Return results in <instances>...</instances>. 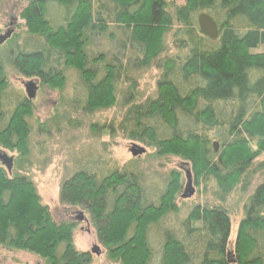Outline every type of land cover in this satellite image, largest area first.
<instances>
[{
  "label": "trees",
  "instance_id": "16d2710c",
  "mask_svg": "<svg viewBox=\"0 0 264 264\" xmlns=\"http://www.w3.org/2000/svg\"><path fill=\"white\" fill-rule=\"evenodd\" d=\"M102 1L95 10L93 0H28L21 12L27 35L11 51L9 64L52 86L65 78L64 63L80 73L87 108L116 102L118 71L111 64L95 68L89 35L117 27L139 55L137 63L148 64L162 52L174 18L167 0ZM181 1L175 9L179 52L161 63L157 99L128 112L135 121L131 136L156 145L159 154L190 161L196 180L213 176L223 200L264 151V0ZM201 12L216 20L218 38L200 30ZM5 79L0 62V144L27 152L33 105L23 98L11 106ZM254 140L256 150L250 146ZM180 173H171L154 203L135 173L81 169L62 185L60 199L89 209L109 257L121 264H264V182L245 206L233 253L229 212L208 206L194 207L182 230L166 231L155 248L149 227L177 211ZM75 225L52 218L31 179L0 167V242L26 248L50 264H90L89 253L74 247Z\"/></svg>",
  "mask_w": 264,
  "mask_h": 264
},
{
  "label": "rangeland",
  "instance_id": "374dc122",
  "mask_svg": "<svg viewBox=\"0 0 264 264\" xmlns=\"http://www.w3.org/2000/svg\"><path fill=\"white\" fill-rule=\"evenodd\" d=\"M103 2L93 0L94 9L97 10ZM27 4L28 0H0V34L13 29L10 37L0 44V62L6 78L3 90L5 98L12 106L20 99L27 98L26 82L33 80L38 86L36 97L30 99L33 109L29 118L30 132L26 134L27 152L21 150L22 153L18 148H6L0 144V150L14 156L11 174L25 175L35 183L41 202L48 206L55 221L76 222L72 233L73 244L78 252L89 253L90 264H121L109 257L106 247L99 239V230L89 209L83 205L61 201L62 185L81 169L89 168L105 175L120 170L139 175L149 202L155 203L169 184L171 173L178 170L183 180V187L175 199L178 209L164 214L159 222L150 224L152 244L155 246L162 243L166 231L178 234L194 207H220L230 215V250L233 253L238 224L245 216V206L258 185L264 182V168L260 167L264 164V151L255 158L247 173L223 200L219 197L216 179L208 176L207 179L201 177L196 180L194 171L196 192L191 198L182 199L186 182L184 169L188 165L192 168V163L173 154H159L156 145L131 136L135 121L134 118L129 121L128 112L157 99L158 82L163 70L161 63L179 52L174 45L178 27L175 9L182 1L167 0V8L174 18V24L165 35L162 52L148 64L145 61L137 63L139 55L132 49L129 40H123V34L117 27L111 25L105 33L94 32L89 35L87 50L91 57L97 58L96 64H93L95 68L111 64L118 71L115 81L116 102L92 110L86 107L87 89L77 69L67 68L63 63L60 69L65 78L58 81V84L47 86L40 78L23 76L10 65L11 57L17 51L14 50L16 45H20L22 38L27 35L25 20L21 17ZM124 44L125 47H122ZM12 50L15 53L11 54ZM11 109L14 110L13 107ZM5 110L11 116V111L7 108ZM216 131L211 133L212 140H215ZM256 141L250 145L252 150L257 148ZM133 143L146 148V152L133 156L130 152ZM80 212L87 219L86 222L76 220L75 216L81 215ZM195 225L199 226V223L196 222ZM94 244L101 250L99 255L91 251ZM0 264L50 262L26 248L0 242Z\"/></svg>",
  "mask_w": 264,
  "mask_h": 264
},
{
  "label": "water",
  "instance_id": "95a60500",
  "mask_svg": "<svg viewBox=\"0 0 264 264\" xmlns=\"http://www.w3.org/2000/svg\"><path fill=\"white\" fill-rule=\"evenodd\" d=\"M198 24L200 27V30L210 39H216L219 35V26L216 22V20L209 15L207 12H201L198 17ZM13 30L9 29L5 34H0V44H2L8 37H10ZM38 86L35 81L29 80L25 84V91L27 94L28 99H33L36 97ZM130 152L133 156H139L146 152V148L143 146H140L138 144L133 143ZM0 162L2 166H4L8 173L11 174L13 165H14V156L9 155L6 151L0 150ZM186 182L184 185L183 192L181 194L182 199H188L191 198L195 192L196 188L193 182V175L190 170V168L184 169ZM92 253H96L99 255L101 253L100 248L97 246V244H94L92 248Z\"/></svg>",
  "mask_w": 264,
  "mask_h": 264
},
{
  "label": "flooded vegetation",
  "instance_id": "af4514ba",
  "mask_svg": "<svg viewBox=\"0 0 264 264\" xmlns=\"http://www.w3.org/2000/svg\"><path fill=\"white\" fill-rule=\"evenodd\" d=\"M11 23V22H10ZM11 25H12V23H11ZM190 166V165H189ZM193 168V167H192ZM191 167H190V169H191V172H192V175H193V169H192ZM193 182H195L194 181V176H193ZM195 184H196V182H195ZM80 214H81V212H80ZM75 217H77L76 218V220H78V221H84V222H86L87 221V219L85 218V216L84 215H79V216H75ZM71 221H73V220H71Z\"/></svg>",
  "mask_w": 264,
  "mask_h": 264
},
{
  "label": "bare ground",
  "instance_id": "6f19581e",
  "mask_svg": "<svg viewBox=\"0 0 264 264\" xmlns=\"http://www.w3.org/2000/svg\"><path fill=\"white\" fill-rule=\"evenodd\" d=\"M10 174V173H9Z\"/></svg>",
  "mask_w": 264,
  "mask_h": 264
}]
</instances>
